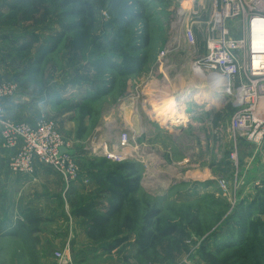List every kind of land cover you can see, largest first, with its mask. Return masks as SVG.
Masks as SVG:
<instances>
[{
	"label": "rangeland",
	"instance_id": "obj_1",
	"mask_svg": "<svg viewBox=\"0 0 264 264\" xmlns=\"http://www.w3.org/2000/svg\"><path fill=\"white\" fill-rule=\"evenodd\" d=\"M70 1L40 0L35 10L27 3L15 10L17 0H0V49L9 74L0 79L16 85L9 99L18 96L41 105L36 122L45 120L68 143L79 179L85 177L88 188L87 194L74 192V184L68 187L64 181L63 197L52 200L55 205L50 211L36 193L45 190L43 183L19 192L7 181L1 166L7 153L0 138V264H33L32 253L39 264H62L60 255L68 257V264H99L81 255L111 240L91 241L88 218L76 212L90 202L101 208L109 205L112 190L120 189L127 178V171L117 174L125 163L135 164L140 176L138 190H128V207L141 216L159 210L158 228L179 229L149 257L137 256L136 238L131 236L116 253L124 264H201L205 248H218L227 256L242 246L251 251L258 247V254L252 255L264 264V146L259 148L231 131L235 112L231 99L214 92L184 101L202 110L195 117L199 123L195 120L196 125L191 123L181 133L173 128L185 120L174 124L159 119L154 108L160 101L153 109L144 102L150 93H157L159 83L167 86L164 99L198 78L192 65L196 56L187 49L160 58L168 43L169 20L183 0H137L139 4L130 0L134 8L115 13L99 0H85L93 8L88 33L68 34L39 66L35 63L38 53L49 48L52 35L61 31V14L71 10L63 3ZM140 10L148 17L151 33L146 61L137 73L116 74L114 88L101 96L98 86H104L112 74L106 71L99 76L95 65L100 66L102 59L122 63L133 54L132 36L145 21L129 29L119 18L125 20L128 13ZM203 16L209 18L208 13ZM31 39L35 41L31 49L18 50ZM197 41L199 52L206 53L205 38L198 34ZM123 130L139 134L134 158L108 159L102 147L117 144ZM49 168L52 173L47 172V177L61 181L58 172ZM30 213L44 218L37 234L40 242L34 248L13 234L18 221ZM194 217L205 227L202 235L189 225Z\"/></svg>",
	"mask_w": 264,
	"mask_h": 264
},
{
	"label": "built area",
	"instance_id": "obj_2",
	"mask_svg": "<svg viewBox=\"0 0 264 264\" xmlns=\"http://www.w3.org/2000/svg\"><path fill=\"white\" fill-rule=\"evenodd\" d=\"M183 1L191 3L184 5ZM183 1L176 6L169 20L168 43L160 58L183 49H187L190 55L195 54L194 72L204 78L210 77V82L216 80L220 95L231 99L235 109L231 131L236 137L263 147L264 37H259V29L264 30V0ZM206 13L209 18H204ZM198 34L205 38L206 53L199 52ZM155 87L157 93H150L144 100L152 109V104L158 103L159 97L167 92L164 84ZM15 92V83L0 80V136L9 151V169L16 174H33L36 163H41L55 169L69 187L80 178L70 146L45 120L31 124L9 118L4 104ZM178 110L187 113L185 122L180 125L188 127L202 109L183 103ZM138 135L131 130L122 132L117 144L102 147L106 150L105 156L117 161L134 158L133 152L139 147L135 143ZM60 256L62 264L69 263L68 257Z\"/></svg>",
	"mask_w": 264,
	"mask_h": 264
},
{
	"label": "trees",
	"instance_id": "obj_3",
	"mask_svg": "<svg viewBox=\"0 0 264 264\" xmlns=\"http://www.w3.org/2000/svg\"><path fill=\"white\" fill-rule=\"evenodd\" d=\"M45 0H42V2ZM130 0H99L103 6H109L110 13H115L121 9H132L139 1L136 0V4L129 3ZM154 1V0H151ZM30 4L32 9H37L40 0H17L13 9L17 10L22 4ZM133 4V5H132ZM70 6L71 10L62 12L61 17V31L52 35L50 38L49 48L39 51L35 63L41 66L46 57L52 52L56 51L58 46L64 41L68 34L88 33L91 14L93 11L92 5L85 3V0H71L70 3H63V7ZM124 25L131 29L137 24L143 23L141 29H137L132 36L131 46L133 54L126 58L122 63L113 62L110 59H102L101 65H95L97 74L100 76L106 71H110L112 77L103 86H98V94H108L116 84V74H124L126 71L137 73L142 69L146 61L145 50L151 44V33L148 25V17L143 10L132 11L128 13L126 19L119 18ZM162 22V21H161ZM164 22V21H163ZM35 44L34 39L28 41V43L21 45L18 49L28 50ZM108 60V62L106 61ZM115 63V64H114ZM110 74V75H111ZM1 80V79H0ZM99 98V97H98ZM119 175L122 172H128L127 178L120 183V189L112 190V199L109 201V205L106 208H101L96 202H90L82 205L77 209V215L87 217L89 224L87 226V236L95 242L102 240H111L108 244L104 245L103 249L107 252H114L123 247L124 244L130 242L131 236H135L134 245L137 248V256L149 257L150 253L158 250L161 243L172 234H174L179 228L176 226L160 229L156 226L155 218L160 214L159 210H149L143 216L135 213L128 207V190L132 187L133 190H138L140 185V176L133 163H125L120 167ZM102 177V176H101ZM96 209H101L100 212H96ZM23 220V221H22ZM18 221L19 228L15 236H21L26 243H30L31 247H36L39 244L40 238L37 235L41 231V223L44 222V218L30 213L26 216V219ZM189 225L192 230L198 235H202L205 232V227L198 222V219L194 217ZM242 246V245H241ZM258 247L254 250L244 249V247H238L230 255L223 256L222 251L218 248L212 251H203V262L201 264H259V256L254 257V251L257 252ZM258 254V252H257ZM33 264H39L36 253H32Z\"/></svg>",
	"mask_w": 264,
	"mask_h": 264
},
{
	"label": "crops",
	"instance_id": "obj_4",
	"mask_svg": "<svg viewBox=\"0 0 264 264\" xmlns=\"http://www.w3.org/2000/svg\"><path fill=\"white\" fill-rule=\"evenodd\" d=\"M5 68L6 67L3 65L1 49H0V77L9 75L8 72L5 70ZM40 106L41 105H39V103L29 104L27 102V99L24 100L18 96L17 98L8 99L4 104L5 112L9 118L16 120V121H28L33 124L36 123L39 110L41 111ZM198 116L199 114L196 115L195 117H198ZM195 120L196 119H194L193 123H195ZM196 122L199 123L198 120H196ZM1 141H2V148H3L4 146H3L2 138H1ZM3 149L5 150L4 153H7L6 155L7 157L5 159L6 160V162L4 163L5 165L3 164L1 166H2L3 172L7 176L6 178H9V180L7 179L6 180L9 181V183L13 185V187L17 188L19 192H25L27 190L29 191V189L31 190L33 187L36 186L37 182L40 183L41 185L43 183V188L45 190L44 191L37 190L36 193H39L40 198H42L41 204H43V206L45 207L49 206L48 208H50V211H51L52 207L55 205L52 200L63 197L64 180L62 179V176L58 173V175L61 178V181L56 180L52 176L47 177L48 175L47 172H50L48 171V169L50 168L48 166L42 165L41 163H36L35 172L33 174H30L29 176L19 175L20 177L18 176L16 177L15 176L16 174L12 172L14 174L12 175L11 170L8 167V155H9L8 152L9 151L6 150L5 147ZM83 179H86V178L83 177L82 179H79L78 181L73 183L74 185L73 187H71V191L78 192L81 194L83 193L87 194L86 192L88 188L86 187V184H84ZM34 195L35 197H37L36 194ZM106 207H108V205ZM88 224H89V219H87L86 221V227L88 226ZM103 247L104 245L99 249L92 250L93 252L91 251L85 252L81 255V257L83 258V260H85L86 258L93 259V262H97L99 264H124L120 256L116 255L118 250L114 252H107L103 249Z\"/></svg>",
	"mask_w": 264,
	"mask_h": 264
},
{
	"label": "bare ground",
	"instance_id": "obj_5",
	"mask_svg": "<svg viewBox=\"0 0 264 264\" xmlns=\"http://www.w3.org/2000/svg\"><path fill=\"white\" fill-rule=\"evenodd\" d=\"M259 31V37L263 38L264 30L259 29ZM195 74V76H198V78L195 77L193 78V80L186 82L184 86L180 90H178L177 93H171V95L169 96L165 95L164 97H167L164 99L159 97L161 98L160 104L158 102L160 106L157 105V107L155 106L154 108L157 112L155 117L159 119H165L166 121H170L174 124L183 122V120H185V118L187 117V114L184 110L179 111L178 108L180 105H183L184 101L187 102L189 101V99L191 100L194 96L205 98L207 95H212L214 91L219 94V92L221 91L219 89L220 85H218V82L216 80L210 82V77L204 78L201 74H197V72ZM214 96L217 97L216 94Z\"/></svg>",
	"mask_w": 264,
	"mask_h": 264
},
{
	"label": "water",
	"instance_id": "obj_6",
	"mask_svg": "<svg viewBox=\"0 0 264 264\" xmlns=\"http://www.w3.org/2000/svg\"><path fill=\"white\" fill-rule=\"evenodd\" d=\"M173 129L175 130L174 132L181 133V132L184 131L185 126H184V125H176ZM125 131H126V130H123L122 132H125Z\"/></svg>",
	"mask_w": 264,
	"mask_h": 264
}]
</instances>
